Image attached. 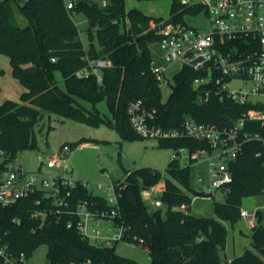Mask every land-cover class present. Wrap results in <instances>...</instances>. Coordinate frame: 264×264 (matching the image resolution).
I'll list each match as a JSON object with an SVG mask.
<instances>
[{"label": "trees", "instance_id": "obj_1", "mask_svg": "<svg viewBox=\"0 0 264 264\" xmlns=\"http://www.w3.org/2000/svg\"><path fill=\"white\" fill-rule=\"evenodd\" d=\"M152 1V0H138ZM102 6L93 0H76L67 9L65 0H0V55L10 59L12 75L25 88L21 103L7 100L0 103V154L3 165L14 162L19 154L37 147L34 127L44 113L90 124L105 122L115 128L125 141L142 138L133 130L128 106L141 100L157 111L155 124L163 129L180 128L189 117L198 123L233 126L250 105H240L222 91L215 80L195 87V80L208 76V69L195 70L182 66L174 76L171 93L163 100L162 88L151 71L158 58L161 36L154 26L163 20L139 9H126L125 0H107ZM16 3L27 19L21 27L16 20ZM83 12L88 20L87 33L95 32L98 47L91 42L86 48L73 14ZM200 9H184L175 0L170 21L183 22L187 14ZM154 25V26H153ZM53 59L55 61H53ZM98 59L112 65L103 71V81L80 79L76 72ZM62 72L65 89L55 78ZM208 94V101L202 98ZM83 102L92 106L88 110ZM105 102L111 115L102 116L97 106ZM260 132L259 123L246 122L244 132ZM161 147L174 151L188 148L191 152L207 149L208 143L189 138L160 139ZM72 146V145H71ZM73 148V146H72ZM233 174L228 199L215 202V217L191 214L194 197H208L191 185V165L181 166L172 159L161 196L162 207L150 210L141 195L143 189L158 186L161 173L153 168L129 172L123 180L113 182L118 197L114 222L124 227L131 241L144 240V251L151 264H229L223 261L228 230L241 219L245 197L264 194V146L251 140L244 144L239 156L229 163ZM78 201H88L93 209L111 211L105 197L89 193L79 184L73 190L70 210ZM33 199L0 207V246L13 253L25 252L31 257L42 245L47 246L49 264H68L92 260L96 264H137L116 253V246L100 247L84 239L75 229L66 226L70 215L58 220L51 214L42 228L32 216ZM152 206V205H151ZM182 206L186 208L181 209ZM258 213L257 226L252 228V249L232 260L231 264H264V227Z\"/></svg>", "mask_w": 264, "mask_h": 264}, {"label": "built area", "instance_id": "obj_2", "mask_svg": "<svg viewBox=\"0 0 264 264\" xmlns=\"http://www.w3.org/2000/svg\"><path fill=\"white\" fill-rule=\"evenodd\" d=\"M76 0H65L67 9L75 6ZM184 9H200L207 16L208 28L202 31L191 27L186 21H167L166 27L157 32L161 36L158 58L152 62L151 71L157 78L160 87L170 86L167 77L168 66L180 63L190 65L195 70L208 69V76L195 80V87L208 84L215 80L222 91L235 103L250 105L242 118L233 126L221 128L215 124L198 123L187 117L180 128L167 130L155 124L157 111L148 109L141 100L134 101L128 106V117L133 130L142 138L171 139L189 138L208 143L207 149L191 152L188 148L175 151L174 160H185L192 165L209 155L210 189L205 193L207 198H214L216 191L224 197L230 192L233 174L229 163L240 154L244 144L251 140L262 142L264 146V0H175ZM107 0H100L102 6ZM162 24V25H163ZM157 26H154V28ZM203 59L195 65L191 63ZM53 61H55L53 59ZM108 59H98L91 62L84 69L76 72L80 79L95 78L98 83L103 81L104 69L110 67ZM239 79L250 83V87L239 91L229 90L232 80ZM208 94L202 98L208 101ZM246 122L259 123L261 131L244 132ZM221 150L217 161L213 158L214 150ZM73 148L64 145L60 152L41 162L37 172H26L16 161L3 165L0 163V207L7 208L24 199H33L34 211L32 216L41 221L42 228L49 216L53 214L60 221L70 215L66 222L69 229H75L84 239L100 247H111L120 242L144 248V240L137 243L131 241L126 229L114 222L115 207L118 197L114 185L108 187L114 190V195L105 198L111 211H100L91 208L88 201H78L75 210H70V199L73 190L79 184L87 188L86 184L74 181L69 177L71 169L68 158ZM185 165V166H187ZM60 172H58V171ZM127 175H130L128 173ZM98 189H103L101 185ZM88 190V189H87ZM158 186L143 189V200L155 207H162L158 197ZM182 206L181 209H185ZM241 218L249 221L254 228L258 223V212L250 214L241 209ZM108 223L106 233L99 228ZM232 261H229L231 264ZM0 264H33L31 257L25 252L13 253L7 247L0 246ZM68 264H96L92 260L70 262Z\"/></svg>", "mask_w": 264, "mask_h": 264}, {"label": "rangeland", "instance_id": "obj_3", "mask_svg": "<svg viewBox=\"0 0 264 264\" xmlns=\"http://www.w3.org/2000/svg\"><path fill=\"white\" fill-rule=\"evenodd\" d=\"M93 1L100 3V0ZM125 2L128 11L139 9L153 18L162 19L163 22L160 24L162 25L169 21L171 17L170 10L174 0H125ZM73 19L81 32L85 47L89 48L91 42H93L99 48L95 32L92 38L87 33L88 20L85 14L74 12ZM26 20L25 17H20L19 24L23 25ZM186 21L189 26L202 31H206L208 28L207 16L202 11L197 14H187ZM181 68L182 64L177 63L167 71L170 86L162 87L164 101L168 99L173 78ZM55 78L60 88L65 89L62 72H56ZM247 87H250V83H245L239 79H234L229 84V90L231 91H239ZM25 91V88L12 75L10 59L7 56L0 55V103L7 100L21 103V95ZM82 103L88 110H92L90 104L83 101ZM97 108L102 116L111 117L105 102L98 104ZM34 137L37 147L21 152L17 159L23 170L30 173L37 172L42 161L57 155L62 146L72 145L73 150L68 158V166L71 169L69 177L74 181L86 184L89 193L105 198L114 195V190L108 189L114 181L123 180L129 172L141 168L158 170L162 176L158 186L163 188L166 179L169 177L167 168L175 155L173 149L161 147L159 139L156 138H137L125 141L115 128L105 122L90 124L47 113H44L35 125ZM220 153L221 150H214V160L217 161L216 156ZM209 158V155H205L191 165V185L199 192H208L210 189ZM2 160L0 154V163ZM180 164L185 166L188 163L181 159ZM99 185L103 189H98ZM213 194L214 198L212 199L194 197L191 211L203 215V217H215V202H222L224 195L219 191L213 192ZM261 208L264 210V194L245 197L242 201L241 209L247 210L250 214L258 212ZM155 209L150 205V210ZM224 224L228 230L226 250L223 253V261L225 262L241 256L246 249H252L253 247L252 227L249 225L248 220L241 218L235 224L229 221H225ZM261 224L264 227V217H262ZM108 227L109 225L106 223L99 230L106 233ZM47 251L46 245L40 246L31 255V262L33 264H49ZM116 253L121 257L135 261L137 264H151V259L146 251L126 242L117 244Z\"/></svg>", "mask_w": 264, "mask_h": 264}, {"label": "crops", "instance_id": "obj_4", "mask_svg": "<svg viewBox=\"0 0 264 264\" xmlns=\"http://www.w3.org/2000/svg\"><path fill=\"white\" fill-rule=\"evenodd\" d=\"M12 5H13V10H14V14H15L16 20H17V22L19 24V18L20 17H24V16L22 15V13H21V11H20V9H19V7H18V5L16 3H12ZM27 25H28V21L26 20L25 23H23V25H20V26L21 27H25ZM175 64H177V63H173V64L169 65L167 71L170 69V67L172 65H175ZM159 189H160V191L158 192V197L161 198V196H159V194L163 195V193L165 191V186L163 188L159 187ZM196 198H201V197H196ZM207 199H212V198H207ZM191 206L193 207V201H192V205ZM263 211L264 210L262 208H261V210H258V213L260 212L262 217H264ZM190 213L195 215V216H197V217H203V215H198V214H196V213H194L192 211ZM229 261H232V260H229Z\"/></svg>", "mask_w": 264, "mask_h": 264}, {"label": "water", "instance_id": "obj_5", "mask_svg": "<svg viewBox=\"0 0 264 264\" xmlns=\"http://www.w3.org/2000/svg\"><path fill=\"white\" fill-rule=\"evenodd\" d=\"M165 27H166V24L158 25L157 27H155V31H156V32H160V31L163 30ZM202 60H203L202 58H201V59L194 60L191 64H192V65H195V64H197L198 62H201ZM159 196H162V195L159 194ZM224 199L227 200V199H228V196H225Z\"/></svg>", "mask_w": 264, "mask_h": 264}]
</instances>
